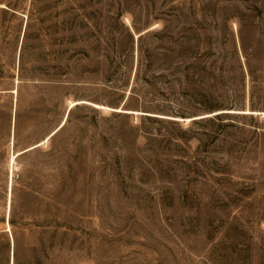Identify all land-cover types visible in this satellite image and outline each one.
<instances>
[{
    "label": "rangeland",
    "instance_id": "374dc122",
    "mask_svg": "<svg viewBox=\"0 0 264 264\" xmlns=\"http://www.w3.org/2000/svg\"><path fill=\"white\" fill-rule=\"evenodd\" d=\"M15 253L264 264V0H0Z\"/></svg>",
    "mask_w": 264,
    "mask_h": 264
},
{
    "label": "bare ground",
    "instance_id": "6f19581e",
    "mask_svg": "<svg viewBox=\"0 0 264 264\" xmlns=\"http://www.w3.org/2000/svg\"><path fill=\"white\" fill-rule=\"evenodd\" d=\"M13 93H17V91L14 90ZM15 157H16L15 154H13V155H12V163H15V162H14ZM12 174H13V173H12ZM12 181H13V180H12ZM11 190H12V189H11ZM13 248H14V244H13V241H12V248H11V250H12ZM11 256H12V251H11Z\"/></svg>",
    "mask_w": 264,
    "mask_h": 264
},
{
    "label": "trees",
    "instance_id": "16d2710c",
    "mask_svg": "<svg viewBox=\"0 0 264 264\" xmlns=\"http://www.w3.org/2000/svg\"><path fill=\"white\" fill-rule=\"evenodd\" d=\"M70 113H71V111H70ZM70 115V114H69ZM69 117V116H68ZM62 127H64V126H62ZM62 127L60 128V129H58L55 133H54V135H52V137H54L55 136V134H57L58 133V131H60L61 129H62ZM51 137V138H52ZM50 138V139H51ZM27 152V151H26ZM14 264H17V253H15V263Z\"/></svg>",
    "mask_w": 264,
    "mask_h": 264
},
{
    "label": "water",
    "instance_id": "95a60500",
    "mask_svg": "<svg viewBox=\"0 0 264 264\" xmlns=\"http://www.w3.org/2000/svg\"><path fill=\"white\" fill-rule=\"evenodd\" d=\"M13 136H14V132H13Z\"/></svg>",
    "mask_w": 264,
    "mask_h": 264
}]
</instances>
